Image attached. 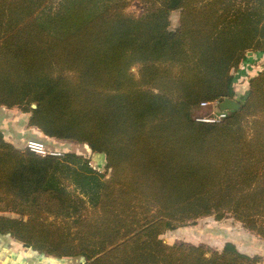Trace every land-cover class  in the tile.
Segmentation results:
<instances>
[{
  "label": "trees",
  "instance_id": "trees-1",
  "mask_svg": "<svg viewBox=\"0 0 264 264\" xmlns=\"http://www.w3.org/2000/svg\"><path fill=\"white\" fill-rule=\"evenodd\" d=\"M250 51L264 58V0H0V107L92 154L0 130V240L78 264H264L231 241L161 239L210 215L264 239V67L234 87ZM227 98L240 109L195 115Z\"/></svg>",
  "mask_w": 264,
  "mask_h": 264
},
{
  "label": "rangeland",
  "instance_id": "rangeland-1",
  "mask_svg": "<svg viewBox=\"0 0 264 264\" xmlns=\"http://www.w3.org/2000/svg\"><path fill=\"white\" fill-rule=\"evenodd\" d=\"M241 5H243V2L241 3ZM141 11V6L138 2H132L126 8V12L133 15H139ZM171 21L172 28H175L179 24L178 11L173 12ZM250 52H248L249 58H247V60L242 64L241 69L236 74L237 78L234 81V87L239 93V98H243L249 93V80L257 75L259 70L264 67V58L260 59V57L256 55L257 53L252 52L250 54ZM138 70V67L132 68V71L136 75H138ZM18 111L8 108L0 110V117H4V123L0 125V127L5 128L8 126V129H10V127H13L15 117L22 116ZM195 112V115L199 118L208 116L217 118L220 115L221 109L218 108L217 104H210L208 106H201L196 108ZM17 122L20 123L21 126L24 125L22 119L17 120ZM11 130L14 131V133ZM21 130L22 129L14 127L13 129H10V133H18L20 134V136L22 135L23 139L20 138L22 140L19 143V146L22 148L26 147V140L30 135V137L33 136L45 140L47 145L53 150H57L62 153L74 151L85 154L92 158L90 150L82 145H79L77 142L48 137L36 129H31L29 132L27 130ZM5 131L7 132V129H5ZM39 135H41L42 137H40ZM92 165L101 172L106 173V162L104 161V159L98 160L96 158H93ZM85 199L87 200V197H85ZM26 219L27 217L25 218V220ZM161 239L166 244L172 245L175 243L186 242L188 244L201 245L207 250H221L226 242L231 241L238 247L239 250L245 253H248L250 255H261L264 262V239H262L254 232L246 229L242 223L236 221L230 215H227L222 219L216 218L215 215L201 217L195 221L187 222L186 224L181 225L173 230L166 231L161 235ZM0 249L6 250V252L0 251V257H4L6 261L5 263L3 259H0V263L2 264H31V262L34 264H78L82 260L81 258L56 259V257L53 255H46L43 257L38 253L31 252V248L20 244L19 241L13 238L9 239L8 242L7 238H5L4 240L2 238L0 240ZM32 254L35 257L37 256V259L32 257Z\"/></svg>",
  "mask_w": 264,
  "mask_h": 264
},
{
  "label": "built area",
  "instance_id": "built-area-1",
  "mask_svg": "<svg viewBox=\"0 0 264 264\" xmlns=\"http://www.w3.org/2000/svg\"><path fill=\"white\" fill-rule=\"evenodd\" d=\"M208 105H209L208 102H203L201 104V106H208ZM225 115H226V113L223 111V112H220V115L217 118L208 116V117H202V118H198V119L203 120V121L214 122V121H217V120L223 118ZM26 147L28 149L32 150L33 152H36L37 154H40L42 156H49V155L60 156V155H62V152L51 149L47 145L45 140L38 138V137H33V138L28 139L26 142Z\"/></svg>",
  "mask_w": 264,
  "mask_h": 264
},
{
  "label": "crops",
  "instance_id": "crops-1",
  "mask_svg": "<svg viewBox=\"0 0 264 264\" xmlns=\"http://www.w3.org/2000/svg\"><path fill=\"white\" fill-rule=\"evenodd\" d=\"M4 108H6V107H1L0 108V110H3ZM13 110H16V111H18L17 109H13ZM19 113H21V115L22 116H16L15 117V122H13L14 123V126L13 127H10V129H13L14 127H16V128H18V129H22V130H27L28 132L31 130V129H33V130H38L37 128H35V127H29L28 126V122H29V118H30V114L29 113H22V112H20V111H18ZM1 119H0V125H2L3 123H4V120H3V116L2 117H0ZM19 119H22L23 120V123H24V125L23 126H21V124L20 123H18L17 122V120H19ZM8 127V126H7ZM7 127H5V128H1L0 127V130L5 134V138H6V140L7 141H10V142H12V143H14L15 145H17V146H19V143H20V141L23 139L22 138V135L20 136V134H18V133H15V134H12V133H10V129H8ZM5 129H7V132L5 131ZM21 130V131H22ZM12 131V130H11ZM13 133H14V131H12ZM42 133V132H41ZM43 134V133H42ZM9 136H11V137H9ZM17 136H20V137H17ZM40 137H42L41 135H39ZM20 138H22V139H20ZM30 138H33V136L32 137H30V135H29V137H27V140L28 139H30ZM27 140H26V142H27ZM20 147V146H19Z\"/></svg>",
  "mask_w": 264,
  "mask_h": 264
},
{
  "label": "water",
  "instance_id": "water-1",
  "mask_svg": "<svg viewBox=\"0 0 264 264\" xmlns=\"http://www.w3.org/2000/svg\"><path fill=\"white\" fill-rule=\"evenodd\" d=\"M252 52H250L251 54ZM240 103L232 98H227L224 101L220 102L221 110H238L240 109ZM33 107H36V104H33Z\"/></svg>",
  "mask_w": 264,
  "mask_h": 264
}]
</instances>
